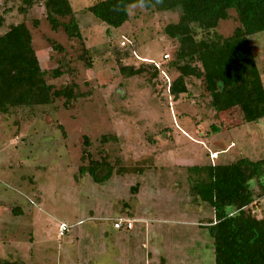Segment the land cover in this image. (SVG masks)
I'll return each mask as SVG.
<instances>
[{"label": "rangeland", "instance_id": "rangeland-1", "mask_svg": "<svg viewBox=\"0 0 264 264\" xmlns=\"http://www.w3.org/2000/svg\"><path fill=\"white\" fill-rule=\"evenodd\" d=\"M69 1L81 40L51 28L42 0L26 14L19 11L20 0H0V35L25 22L48 84L61 90L73 83L80 94L68 108L58 99L34 115L21 109L0 115V206L10 209L0 215V260L7 249L20 264H215L205 230L214 213L193 201L186 168L264 159V119L239 125L238 114L221 115L229 129L209 134L215 115L208 98L173 99L168 85L178 73L168 64L177 44L163 29L177 13L134 7L129 23L107 33V26L87 12L103 0ZM229 15L217 29L223 37L239 25L235 12ZM249 42L264 80V32ZM85 49L92 68L82 61ZM115 50L127 54L120 63ZM60 61L69 70L54 78ZM143 63L161 70L153 84L147 74H120L121 65ZM199 86H190L195 96ZM104 137L116 141L102 144ZM85 148L93 160L108 156L116 168L148 163L143 174H114L96 184L79 175L88 164L81 160ZM251 187L258 191L256 182ZM259 202L264 210V197ZM18 206L23 213L13 215ZM120 218L132 220L133 230H114ZM61 223L72 227L62 237Z\"/></svg>", "mask_w": 264, "mask_h": 264}, {"label": "trees", "instance_id": "trees-1", "mask_svg": "<svg viewBox=\"0 0 264 264\" xmlns=\"http://www.w3.org/2000/svg\"><path fill=\"white\" fill-rule=\"evenodd\" d=\"M20 1L22 14L39 3V0ZM42 4L46 20L54 31L62 28L68 38L82 39L69 0H42ZM134 7L177 13V20L163 29L165 37L177 44L174 60L168 66L178 76L168 85V92L174 100L184 96L208 98L207 106L215 115L209 134L229 129L220 121L221 115L238 114L239 125L264 119L263 73L249 42V37L264 32V0H103L89 7L87 12L107 26L109 33L129 23L130 10ZM230 11L235 12L239 25L232 35L223 37L217 29L220 22L229 19ZM61 19L69 21L61 23ZM2 24L1 18L0 27ZM32 40L25 22L0 35V115L13 109L28 110L34 115L35 109L49 107L58 99H64L68 108L80 97L73 83L61 90L48 84L47 73L40 65ZM53 48L63 51L59 45ZM114 53L118 61L119 57H127L118 50ZM81 58L92 68L88 49ZM65 62L60 61L52 72L54 78L68 72L69 69L63 68ZM160 72L156 64L120 66L123 77L147 74L152 84ZM196 82H200L196 87L198 96L191 90ZM110 139L116 141L104 137L101 143ZM84 144L90 146L87 138ZM81 160L88 164L80 167L79 175L89 176L96 184L108 182L114 174H143L148 163L144 160L138 166L116 168L118 164L111 165L108 156L93 160L86 148ZM186 172L193 201L205 203L214 213V219L205 230L213 241L215 264H264V210L259 202L264 197V159L240 158L231 163L188 167ZM255 182L256 192L251 187ZM0 264L20 263L0 260Z\"/></svg>", "mask_w": 264, "mask_h": 264}, {"label": "built area", "instance_id": "built-area-1", "mask_svg": "<svg viewBox=\"0 0 264 264\" xmlns=\"http://www.w3.org/2000/svg\"><path fill=\"white\" fill-rule=\"evenodd\" d=\"M134 226V222L132 220L129 219H118L115 223H114V229L115 230H127L130 231L133 229ZM70 228H72L71 226L61 223L59 225V235L60 237L64 236L66 233L69 232Z\"/></svg>", "mask_w": 264, "mask_h": 264}, {"label": "crops", "instance_id": "crops-1", "mask_svg": "<svg viewBox=\"0 0 264 264\" xmlns=\"http://www.w3.org/2000/svg\"><path fill=\"white\" fill-rule=\"evenodd\" d=\"M7 209H8V208H4V207L0 206V215H2L3 217H5L4 214L7 215V214L10 212V209H9V210H7ZM21 209H22V208H21L20 206H18L17 208L12 209L11 213H12L13 215L20 216V215L23 213V211H22ZM15 210H16L17 213H14ZM13 211H14V212H13ZM5 257H6V258H3V260H8V261H14V260H16V259H13L12 254H10L9 251H8L7 249H6Z\"/></svg>", "mask_w": 264, "mask_h": 264}]
</instances>
